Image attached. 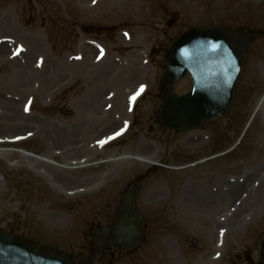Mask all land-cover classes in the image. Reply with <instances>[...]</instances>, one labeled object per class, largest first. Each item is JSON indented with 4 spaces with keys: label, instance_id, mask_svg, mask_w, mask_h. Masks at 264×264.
Instances as JSON below:
<instances>
[{
    "label": "rangeland",
    "instance_id": "1",
    "mask_svg": "<svg viewBox=\"0 0 264 264\" xmlns=\"http://www.w3.org/2000/svg\"><path fill=\"white\" fill-rule=\"evenodd\" d=\"M239 24L264 30V0H0V228L85 256L90 228L106 223L127 186L152 168L125 154L181 168L237 145L183 171L158 169L137 199L149 225L144 245L97 264L258 262L264 37L250 47L225 115L191 134L156 120L172 40L191 27ZM189 88L187 78L176 92ZM61 104L73 115L62 116Z\"/></svg>",
    "mask_w": 264,
    "mask_h": 264
},
{
    "label": "water",
    "instance_id": "2",
    "mask_svg": "<svg viewBox=\"0 0 264 264\" xmlns=\"http://www.w3.org/2000/svg\"><path fill=\"white\" fill-rule=\"evenodd\" d=\"M253 36L245 30L232 35L223 29L197 28L177 38L165 55L163 88L166 93L158 114L159 122L177 131L194 130L223 114L235 98L246 49ZM187 72L193 77L192 90L178 97L173 93V85ZM140 181L136 180L124 193L118 210L111 215V230L99 227L92 232L94 243L90 257L75 263L59 250L43 248L0 230V264H93L106 246L119 247L123 253L135 250L142 243L145 231L135 204Z\"/></svg>",
    "mask_w": 264,
    "mask_h": 264
},
{
    "label": "bare ground",
    "instance_id": "3",
    "mask_svg": "<svg viewBox=\"0 0 264 264\" xmlns=\"http://www.w3.org/2000/svg\"><path fill=\"white\" fill-rule=\"evenodd\" d=\"M26 55H27V54H24V53L21 54L22 57H23V56H26ZM32 69H33V68H32ZM104 76H107L106 73H105V74H102L101 77H104ZM21 136H23V135H21ZM20 153H21V155L26 156V157H30V158H32V157L34 156V154H31V153H28V152H25V151H20ZM136 156H137V157H136ZM136 156L134 157V156H132V154L127 153V154H125V156H123V159H128V160H131V159L140 160L141 163H144V162L154 163V161L146 159L145 155H140V156H139V155H136ZM40 160L43 161V162H47V160H48V161H51V160H49V159H47V158H45V157H40ZM111 160H115V158H113V159H111ZM47 163H49V162H47ZM243 205H249V203H248V202H244ZM238 224H239V221L236 223V225H238ZM233 225H234V224H233ZM236 225H235V226H236Z\"/></svg>",
    "mask_w": 264,
    "mask_h": 264
},
{
    "label": "snow or ice",
    "instance_id": "4",
    "mask_svg": "<svg viewBox=\"0 0 264 264\" xmlns=\"http://www.w3.org/2000/svg\"><path fill=\"white\" fill-rule=\"evenodd\" d=\"M133 99H135V97H133Z\"/></svg>",
    "mask_w": 264,
    "mask_h": 264
}]
</instances>
